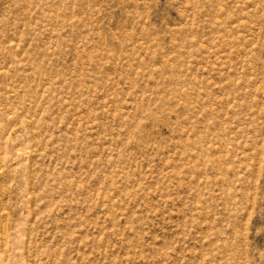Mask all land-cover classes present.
I'll use <instances>...</instances> for the list:
<instances>
[{
    "label": "rangeland",
    "instance_id": "1",
    "mask_svg": "<svg viewBox=\"0 0 264 264\" xmlns=\"http://www.w3.org/2000/svg\"><path fill=\"white\" fill-rule=\"evenodd\" d=\"M0 264H264V0H0Z\"/></svg>",
    "mask_w": 264,
    "mask_h": 264
}]
</instances>
